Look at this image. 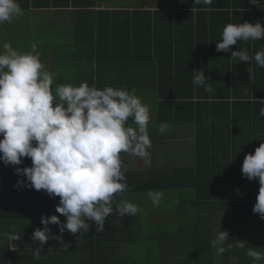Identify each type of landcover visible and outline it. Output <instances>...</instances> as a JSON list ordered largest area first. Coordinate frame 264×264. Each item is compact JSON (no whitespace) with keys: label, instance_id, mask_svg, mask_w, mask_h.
<instances>
[{"label":"trees","instance_id":"trees-1","mask_svg":"<svg viewBox=\"0 0 264 264\" xmlns=\"http://www.w3.org/2000/svg\"><path fill=\"white\" fill-rule=\"evenodd\" d=\"M154 1L159 4L165 1L175 2L182 6L179 14L183 21L176 24L179 35L171 32L175 39H161L163 27L150 24V20L149 24L134 21V18L151 15V10L144 7L109 10L101 7L102 0H19L23 10L49 9L56 11L57 15L90 18L92 22L97 20L96 24L91 23L88 27L110 30L112 37L110 35L108 40H104L101 52L105 50V46L110 45L111 47L106 48L112 55L90 57V61L93 64L98 62L100 67L114 68L112 81L110 80L113 84L124 82L127 77L129 80L140 79L142 75H147L143 70H151L148 74L154 86L152 94L156 93L158 99L166 94L170 97L176 94L184 100L176 106V117H169L173 116V106L171 112L166 110L165 102L158 101L156 104L160 107L161 119L166 115L167 118H163L166 122L176 119L189 123L194 120L199 134L203 133L196 142L198 160L195 166L174 169L170 175H152L142 179L137 174H133V178L126 176L128 191L116 195L113 212L106 218L103 233H92L90 239L85 236L81 243L77 242L71 247L64 246V253L55 255V258L72 260L70 264H231L230 257L235 256L238 264H264V261L254 262L245 254L248 247H258V251L264 252V219L252 211L259 182L257 179L240 180L236 172H232L235 161L229 159L223 162L222 152L227 144L231 148L232 141L228 131L238 121L236 108L239 105L231 104L230 98L264 97V67H258L253 61L256 69L247 83L238 82V87L237 81H233L232 86L229 81L215 82L211 94H205L204 88L194 87L192 84V71L199 65L198 57V61L194 62L196 51L200 53L216 49V42L219 41L218 33L214 35L219 30L215 29L212 21L208 22L206 10L209 8L221 12L233 9L238 18L242 15L245 21L255 23L259 20L264 24V9L250 4L249 0H213L211 5H195L193 0H144L148 4ZM126 21H130L128 25L122 24ZM103 22H106L105 26ZM122 34L128 35L121 36ZM242 43L249 55L264 49V39ZM167 49H170L169 52L176 50L178 55H165L164 50ZM220 67L222 66H217L215 70H220ZM100 76L105 79L103 71ZM240 80L244 81L242 78ZM172 83L176 84L175 89L167 87ZM195 96H211L214 101L193 104L191 101L195 100ZM157 189L164 193L174 191L175 195L168 200V210L161 211L160 214L155 209L148 212L147 222L141 220L140 212L135 216L124 217L116 212V204L125 195ZM176 213L184 216L181 229L177 227V232L174 230L173 218ZM33 217L40 219L38 216ZM8 218L13 220L12 217ZM161 218L166 222L159 223ZM155 223L158 224L154 225ZM220 230L230 233V242L235 243L236 239L246 240L245 250L233 247L221 256L216 255L211 247V240ZM168 241L172 242L173 248L164 251L163 244ZM138 250L139 253H136ZM169 258L171 261H167ZM10 261L0 260V264H10ZM44 262L62 264L51 260Z\"/></svg>","mask_w":264,"mask_h":264},{"label":"clouds","instance_id":"clouds-1","mask_svg":"<svg viewBox=\"0 0 264 264\" xmlns=\"http://www.w3.org/2000/svg\"><path fill=\"white\" fill-rule=\"evenodd\" d=\"M213 0H193L195 5H211ZM252 5L264 9V0H249ZM24 14L19 0H0V25ZM264 39V24L243 21L226 23L222 39L216 42V51H231L238 62L255 61L264 67V49L249 55L247 50H232L238 42ZM192 84L212 92L210 78L203 69L193 70ZM55 73L46 69L40 59L37 45L31 50L19 51L5 41L0 45V160L5 166H19L25 158L31 166L15 167L18 179L15 187L43 190L49 196L59 197L56 212L41 216L43 228L37 227L31 234L33 242H39L35 254L39 256L47 241L60 239L51 232L49 225H58L60 233L89 232L95 224L96 232L104 231L106 218L113 212L117 194L128 191L121 153L146 159L149 164L152 141L148 133L150 110L135 95V91L106 86L103 89L82 82L79 86L60 84L53 91ZM264 117V107L259 110ZM131 119L132 123L128 121ZM168 125L162 124L164 134ZM244 177L258 178L259 191L253 213L264 219V142L254 153H246L241 167ZM147 198L159 207L165 198L163 190H149ZM116 212L135 216L140 207L126 199L116 204ZM19 240L16 234H5ZM230 233L220 230L211 240L216 255L221 256L233 247L245 250L243 239L230 242ZM258 247H248L247 257L254 262L264 261V252ZM231 264L238 258L230 257Z\"/></svg>","mask_w":264,"mask_h":264},{"label":"crops","instance_id":"crops-1","mask_svg":"<svg viewBox=\"0 0 264 264\" xmlns=\"http://www.w3.org/2000/svg\"><path fill=\"white\" fill-rule=\"evenodd\" d=\"M101 7L109 10L122 9L124 7L130 10H134L137 7L150 9V16L134 18V21L149 24L150 20V24L162 26L163 33L160 35V38L163 40L175 39L171 32H175L178 36L179 33L176 30V24H181L183 21L182 16L179 14L182 6L177 5L175 2L165 1L159 4L157 1H154L148 4L144 0H102ZM155 9H159L160 11H156ZM25 11L37 13L36 17L30 19L21 18V25L31 26L25 32L36 38L34 43L37 45V51L40 53L41 61L45 64L47 70L55 73L54 83L52 85L53 91L60 84L79 86L82 82L88 83L89 86L95 85L100 89L106 86H112L129 91L134 90L135 95L141 99L143 104L148 106L151 115L148 124V133L152 141V147L148 150L151 156L150 164L146 159L134 157L128 153H121L125 177L129 176V178H133V174H137L142 179L143 177L152 175H170L174 172V169L196 165L198 160L196 142L199 136H203L202 132L199 134L197 122L192 120L189 123H183L182 121H176V119L166 122L163 118H167V116L164 115L161 119L160 107H157L156 104L158 101L165 102L167 105L166 110L171 112L173 106V116L169 117H176V106L184 102L181 97L176 94L170 97L166 94L158 99L156 93L152 94V88L154 86H152L150 82L151 77L148 74L151 73V70H143L147 75H142L140 79L129 80L127 77V80L124 82H116L113 84L111 78L115 69L111 66L100 67L98 66V62L93 64L90 61V57L96 58L98 55L107 56L111 54L108 48H106L107 46L111 47L110 45L105 46V50L101 52L104 40H108V37L111 35L108 28H91L88 26L91 23L96 24L97 20L92 22L90 18L57 15L56 11L49 9H31ZM156 12L159 13L155 14ZM206 12L208 22L212 21L216 26L215 29L219 30V32L214 33V35L218 33V40L222 39V31L226 23L238 24L245 21L242 15H239L238 18L236 11H233V9L220 12L208 8ZM129 22L126 21L122 24L125 23L128 25ZM8 25H12V23H6L5 27L0 28V33L10 30L11 28H7ZM103 25L105 26L106 22H103ZM124 35L127 36L128 34H122L121 36ZM138 37L141 38V35H138ZM244 48L242 42H238L236 47H231L233 51L246 50ZM30 50L31 46L23 52ZM169 50H164V54L168 56L178 55L176 50L171 52ZM197 57L199 65L195 66L194 70L203 69L204 74L211 80V87H213L215 82L219 81H223L224 83H228L229 81L230 86H232L233 81H237V86L239 87L238 82L247 83L248 79L250 77L252 78L256 69L255 63L253 62L249 64V62H238L237 59L230 58L231 51L218 52L216 49H208L200 53L196 51L194 62L198 61ZM220 65L223 68L220 67L221 69L216 71L215 68ZM146 69H149V67L146 66ZM171 70L176 71L169 69V71ZM101 71L104 72L105 79L100 76ZM240 78L244 79V81H241ZM171 86L173 89L176 88V84L174 83L169 84L167 87ZM201 88L203 89V87ZM204 93L211 94V92H206L205 90ZM194 99V101H191L193 104L199 102L213 103L214 101L211 96H195ZM230 103H237L239 105L236 108L238 121L228 131L231 136L230 141H232V145L230 148L227 144L226 148L222 150L223 162H227L229 159L235 161L232 172L235 171L240 180H247L248 178L244 177L241 172L245 154L254 153L255 148L264 142V117L259 115L260 108L264 107V97L230 98ZM253 120L254 122H252ZM128 123H132L131 119H129ZM165 123L168 125V129L164 134H161L158 129ZM228 155L230 158H228ZM28 166H31L30 158H25L19 166H5L3 161L0 160V189L2 190L0 192V260H11L10 264H44V260L70 264L72 260H65L67 258L63 257L55 258V255L64 253L62 251L64 246L71 247L77 244V242L81 243L82 239H85V236H89V239L92 238V233L97 234L96 226L95 224H91L89 232H81L80 234L74 235L67 230L60 233L58 225H49L51 232L60 237V239L50 238L41 248L39 256H37L35 249L39 246V242H33L31 234L37 227L43 228L41 216L56 214L60 216L62 222L66 221V217L56 212V205L59 203L58 196L52 197L45 191H37L34 188L24 187L22 190H18L15 187L18 179H26V177L18 176L15 173V167ZM146 195L147 193L130 194L125 195L124 199L141 204L144 202ZM33 216H38L40 219H35ZM8 217H12L13 220ZM181 217V213L173 214V218H175V232L181 229ZM162 221H159V223L166 222V220ZM156 224L158 223L154 225ZM6 233L19 235L21 238L19 240H12L5 235Z\"/></svg>","mask_w":264,"mask_h":264},{"label":"rangeland","instance_id":"rangeland-1","mask_svg":"<svg viewBox=\"0 0 264 264\" xmlns=\"http://www.w3.org/2000/svg\"><path fill=\"white\" fill-rule=\"evenodd\" d=\"M36 16H37V13L36 12H33V11H25L24 10V14L22 16L18 17V19L17 18L14 19L12 21V25H8L7 26V28H11L10 30L4 31L3 33H0V34H2V35H0V45H2L5 41H8V42H11V45L14 48L18 49L19 51H24L28 47H30L31 44L36 41V38L34 36L30 35L29 33L25 32V30L30 29L31 26H29V25H21V22H22V19L21 18L30 19V18L36 17ZM5 26H6V23L4 25H0V28L5 27ZM174 195H175L174 191L169 192V193H165V198L161 202V204H160V206L158 208L157 207H154L152 205V202L147 198V195L145 197L144 202L141 203V204L139 202L138 203H136L134 201H131V202H133L135 204H138V206L141 209V211L139 213V216L142 217L141 220L143 222H147L148 220H146V214H148V212H150L152 209H155L156 211H159V214H160L161 211L168 210L169 209V207H167L168 202H169L168 200H169V198H171ZM169 204H171V202ZM181 218L183 220L184 216L182 215ZM171 244H172V242H170V241L165 242L163 244L164 245L163 250L164 251H168L172 247ZM139 250L136 251V253H139ZM159 252L161 253V251H159ZM164 257H163V259H164ZM160 261H166V260H160ZM167 261H171L170 258Z\"/></svg>","mask_w":264,"mask_h":264}]
</instances>
